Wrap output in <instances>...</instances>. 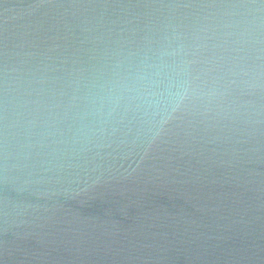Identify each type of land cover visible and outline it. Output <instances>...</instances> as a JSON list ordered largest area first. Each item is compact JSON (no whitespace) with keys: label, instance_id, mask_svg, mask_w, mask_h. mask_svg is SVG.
<instances>
[{"label":"water","instance_id":"water-1","mask_svg":"<svg viewBox=\"0 0 264 264\" xmlns=\"http://www.w3.org/2000/svg\"><path fill=\"white\" fill-rule=\"evenodd\" d=\"M0 264H264V0H0Z\"/></svg>","mask_w":264,"mask_h":264}]
</instances>
